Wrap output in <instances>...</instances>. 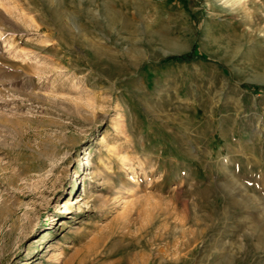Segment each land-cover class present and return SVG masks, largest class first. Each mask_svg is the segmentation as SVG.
Returning a JSON list of instances; mask_svg holds the SVG:
<instances>
[{"label":"rangeland","instance_id":"374dc122","mask_svg":"<svg viewBox=\"0 0 264 264\" xmlns=\"http://www.w3.org/2000/svg\"><path fill=\"white\" fill-rule=\"evenodd\" d=\"M0 264H264V0H0Z\"/></svg>","mask_w":264,"mask_h":264},{"label":"trees","instance_id":"16d2710c","mask_svg":"<svg viewBox=\"0 0 264 264\" xmlns=\"http://www.w3.org/2000/svg\"><path fill=\"white\" fill-rule=\"evenodd\" d=\"M193 58V54H190V55H186V56H181V57H178V58H174L173 60H179V61H182V60H189V59H192ZM172 60V59H170Z\"/></svg>","mask_w":264,"mask_h":264}]
</instances>
